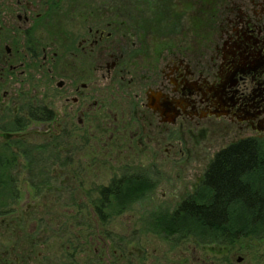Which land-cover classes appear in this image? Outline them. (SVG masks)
Returning <instances> with one entry per match:
<instances>
[{"label":"flooded vegetation","instance_id":"obj_1","mask_svg":"<svg viewBox=\"0 0 264 264\" xmlns=\"http://www.w3.org/2000/svg\"><path fill=\"white\" fill-rule=\"evenodd\" d=\"M63 3L0 0V75L28 55L54 69L53 107L25 122L52 127L54 146H152L190 165L208 135L264 139V0H69L68 15ZM139 175L148 196L156 181Z\"/></svg>","mask_w":264,"mask_h":264},{"label":"rangeland","instance_id":"obj_2","mask_svg":"<svg viewBox=\"0 0 264 264\" xmlns=\"http://www.w3.org/2000/svg\"><path fill=\"white\" fill-rule=\"evenodd\" d=\"M68 1L62 15L72 14ZM89 7L94 4L82 8ZM22 61L26 67L16 63L12 77L7 68L0 75V146H12L17 154L20 191L0 214V264H264V239L223 247L166 237L147 227L155 211L174 210L185 199L229 137L208 135L190 165L164 164V152L154 155L152 146L137 155L125 153V146H54L52 127L25 123L40 115L42 105L53 107L54 69L48 59L40 66L42 55ZM154 156L156 166L149 164ZM124 174L149 175L155 190L102 222L95 212L99 190ZM241 256L244 262L238 261Z\"/></svg>","mask_w":264,"mask_h":264},{"label":"trees","instance_id":"obj_3","mask_svg":"<svg viewBox=\"0 0 264 264\" xmlns=\"http://www.w3.org/2000/svg\"><path fill=\"white\" fill-rule=\"evenodd\" d=\"M17 169L12 146H0V214L19 198ZM150 187L154 184L139 174L113 178L99 190L96 215L110 221L145 199ZM147 227L166 237L223 247L264 239V139L242 140L217 152L198 191L174 210L155 211Z\"/></svg>","mask_w":264,"mask_h":264}]
</instances>
